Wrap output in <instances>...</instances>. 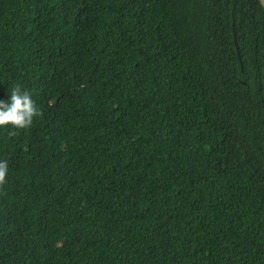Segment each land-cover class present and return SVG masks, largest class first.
Wrapping results in <instances>:
<instances>
[{
    "label": "trees",
    "instance_id": "obj_1",
    "mask_svg": "<svg viewBox=\"0 0 264 264\" xmlns=\"http://www.w3.org/2000/svg\"><path fill=\"white\" fill-rule=\"evenodd\" d=\"M14 85L0 264H264L258 0H0Z\"/></svg>",
    "mask_w": 264,
    "mask_h": 264
},
{
    "label": "clouds",
    "instance_id": "obj_2",
    "mask_svg": "<svg viewBox=\"0 0 264 264\" xmlns=\"http://www.w3.org/2000/svg\"><path fill=\"white\" fill-rule=\"evenodd\" d=\"M40 115L42 113L30 92L22 90L19 85L12 87L9 100H0V127L29 128L33 119ZM7 174L8 162L0 161V187L6 183Z\"/></svg>",
    "mask_w": 264,
    "mask_h": 264
},
{
    "label": "water",
    "instance_id": "obj_3",
    "mask_svg": "<svg viewBox=\"0 0 264 264\" xmlns=\"http://www.w3.org/2000/svg\"><path fill=\"white\" fill-rule=\"evenodd\" d=\"M262 8L264 9V0H258Z\"/></svg>",
    "mask_w": 264,
    "mask_h": 264
}]
</instances>
